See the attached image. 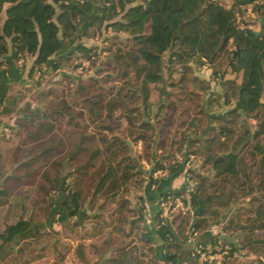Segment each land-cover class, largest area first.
I'll list each match as a JSON object with an SVG mask.
<instances>
[{
	"label": "trees",
	"instance_id": "16d2710c",
	"mask_svg": "<svg viewBox=\"0 0 264 264\" xmlns=\"http://www.w3.org/2000/svg\"><path fill=\"white\" fill-rule=\"evenodd\" d=\"M248 4L264 14V0H0V66L8 64L12 79L24 72L25 64L17 62L21 57H33L29 76L38 68L77 67L81 58L95 66L86 75L64 73L79 106L65 95L50 98V91L41 90L44 104L27 101L17 108L9 95L1 112L21 114L19 128L12 127L20 139L8 145L15 140L6 138L0 147V179L5 182L0 194L12 177H19L41 194L33 203L51 208L58 203L60 221L79 214L91 196L100 197V207L115 204V228L124 229L126 221L132 229L140 227L139 218L130 219L129 212L138 208L127 192L134 183L143 185L144 173L150 185H158L156 169L169 168L170 176L183 170L182 161L160 159L148 170L141 160H151L152 148L173 135L179 149L188 144L186 158L202 157L213 175L162 191V197L188 194L191 205L186 215L176 212L167 219L161 210L155 215L166 249L164 264L176 260L190 227L203 229L206 216H217L213 209L227 205L226 200L234 203L222 231L238 239L228 243L229 258L239 250L254 256L247 264H264V31L238 22ZM97 35L108 42L100 46L108 55L99 65L98 45L82 41ZM206 61L211 77L200 71ZM156 83L163 84V99L154 107L151 84ZM8 89L2 80L0 102ZM178 110L184 116L170 127ZM198 114L204 124L197 122ZM139 141L143 154L134 149ZM66 164L71 170L65 176L74 175L70 190L61 174ZM49 189L59 191V201L48 196ZM30 226V219L19 218L1 237L12 240ZM219 241L218 233L211 235L210 242ZM138 249L132 259L141 264ZM186 264L199 260L192 256Z\"/></svg>",
	"mask_w": 264,
	"mask_h": 264
},
{
	"label": "crops",
	"instance_id": "0c3cea01",
	"mask_svg": "<svg viewBox=\"0 0 264 264\" xmlns=\"http://www.w3.org/2000/svg\"><path fill=\"white\" fill-rule=\"evenodd\" d=\"M250 6L253 8L251 4L246 5V8L249 9ZM8 68L6 62L0 66V82L3 80L9 84L11 80L13 81ZM202 75L205 74L202 73ZM6 123V119L0 114V137L2 136V138L5 134L2 127ZM1 145L2 143H0V147ZM147 164L149 163L147 162ZM169 174L171 173H160L156 177L161 178L156 187L150 185V180L144 174L143 187L139 191V194H142L139 202L143 207L140 209L139 204L136 203L137 200L132 198V206H136L138 212L130 214L131 220L140 219L141 226L132 229L130 224H124L126 234H121L118 227L110 229L108 232H100L99 225L94 235L88 230L89 224H81L82 222H76L78 219H73L76 216H83L82 210L79 214L60 221L56 210L57 202L52 207L50 214L48 210L45 211V208L43 209L39 205L37 208H31L28 215V199H32V196H27L24 192H13V189L11 190L8 186V181L7 187L4 188L6 192L0 194V243H3L0 246V263L136 264L132 257L135 256L136 250L139 248L138 252L142 253L140 257L143 259L141 264H164L166 249L163 240L157 233L155 215L160 208L159 199L162 191L180 187L176 184V178ZM3 179H0V189H3L5 183ZM18 203L21 205L20 207ZM28 206L33 207V205ZM38 211L39 213H37ZM22 217L30 219L31 226L12 240H3L1 234L6 231L8 225ZM210 230L213 228L200 229L193 240H188L187 237L181 239L177 258L173 264L188 263L189 259L194 256L192 252L197 245L209 244L211 235L221 231L220 229L213 232ZM113 257L115 258L112 259Z\"/></svg>",
	"mask_w": 264,
	"mask_h": 264
},
{
	"label": "rangeland",
	"instance_id": "374dc122",
	"mask_svg": "<svg viewBox=\"0 0 264 264\" xmlns=\"http://www.w3.org/2000/svg\"><path fill=\"white\" fill-rule=\"evenodd\" d=\"M226 4H229L231 0H222ZM251 8H246V6H243L241 11L237 15V20L240 24L242 25H248L252 27L253 29L259 30L261 26V17L262 13L259 11L254 10L252 6ZM108 33H112L111 29H109ZM126 32H122V36H125ZM104 35H97L96 37H87L83 38L82 41L86 42L87 44L91 45L96 43L98 45L100 54L97 56V61L96 65H99V63H102L103 59L107 58V51L106 49L100 50V46L107 44V41L103 40ZM74 45V44H73ZM73 48V46H71ZM68 46L65 47V50H67ZM69 49V48H68ZM82 62L79 66L73 67V65H67L64 68H61L60 70H51L47 67H44L43 69L38 68L33 76H29V69L31 67L33 57L28 56V57H21L17 62L21 64H25L24 72L20 76H17L16 79L11 80L9 83V89L7 93L5 94L4 98H2V101L0 102V110L5 104V102H10L9 101V95L10 97H14L17 100V108L23 106L27 101H30L32 105L37 106L38 104H44L42 100L39 97L38 92L41 90H44L46 92H51V95L49 97L54 98V97H61V96H66L69 101L74 104L79 106L80 104L77 102L76 98L73 97V90H71L70 85L68 84L69 79L64 78V73H73L74 75H86L87 73H94L95 72V66H89L90 61L89 59L81 58ZM80 61V59H79ZM212 67L209 62L206 61L201 66L200 71L204 73L205 75H208L211 77L212 73ZM229 76H234V74H229ZM241 75L238 76V79L240 80ZM214 82V81H213ZM212 82V84H213ZM162 83H156V84H151V102L154 104V107L163 99V94H162ZM217 88H220V86H217ZM261 99L264 100V94L262 95ZM16 108V107H15ZM181 109V108H180ZM179 109V110H180ZM177 112L178 118L173 121H169V124L171 125L170 127H174L176 125V122L180 119V117H183L184 114L181 113V111ZM180 112V113H179ZM4 119H6L7 123L2 127L3 131L5 132L3 138L2 136L0 139L2 142L6 138H14L15 141L10 142L8 145H12L14 142H18L20 139V136L16 130H13V126L15 128H19V125L17 124V117H19L21 114H19L16 109H14L13 112L11 113H0ZM193 116V115H192ZM200 124H204V117L201 114H198L194 116ZM195 120V119H194ZM93 129V127H92ZM184 128L178 133L179 135L182 133ZM158 135L156 134L155 137ZM164 136V135H163ZM164 142L166 141L165 145H157L155 150L152 148V154H151V160L147 159L146 157H143L142 163L145 165V167L149 169L153 168L156 166L157 162L161 160L167 161L166 163H172L176 161H182L184 162V168L182 171L177 173V175H172V177L176 178V184L180 185L179 188L184 187V185L187 184V181L192 182L191 178H196L200 179L198 175H213V171L211 167L205 165L203 163V159L200 156H197L195 154H190L187 158V145L185 144L182 149L178 148V143L173 144V135L169 136L168 140L165 138ZM176 139V138H175ZM0 141V143H2ZM134 149L137 153H144V143L142 141H139L138 143L134 144ZM68 157L64 158V163H67ZM147 162L149 164H147ZM10 169L13 167V162H9ZM161 169L160 173L167 172L170 173L169 168H159ZM68 170H71V166L69 164H66L61 169V174L62 178H65L66 180V185L67 188L70 190L73 185H74V175H69L65 176ZM145 175H149V173H144ZM170 175V174H169ZM149 179V177H147ZM188 182V183H189ZM69 184V185H68ZM86 185V184H85ZM153 186H157L156 183L155 185L152 183ZM8 186H10V189H13V192H24L27 194V196H32V199H28L27 204V209L28 210V215L31 211V208H37L39 205V202L33 203V201H37L41 198V194H36V189L35 185H28L23 182L22 179L19 177H15L9 180ZM7 187V184L5 188ZM143 185L139 184H132L130 187V190L127 192L131 196V198L136 199L139 201L140 199L137 197L139 195V191L142 189ZM48 196L51 198H55V201H59V191L54 190V189H49L47 192ZM138 199H137V198ZM30 200V201H29ZM100 197H98L95 200H91V196H88L85 201L83 202L82 205V211H83V216H76L73 219H78L76 222H82L81 224H89L90 227L88 228L89 232L96 234L97 231V226L100 225V232H108L110 229H114L115 227L112 225L113 222L111 221L114 219L113 210L115 207V204L113 202H110L109 204H105L103 207H100ZM31 202V203H30ZM227 205H217L213 210L219 211V214L217 216H212L208 214L206 216L207 222H209L207 225L203 226V229H208V228H213V230H210L213 232L214 230L217 231L220 229L222 231V226L223 223H225L228 218H229V213L231 206L233 205L234 202L229 203L228 200H226ZM19 205V203H18ZM28 205H33L28 206ZM44 206H41V208H45L44 210L47 211L50 214L52 211L51 207H47L46 202L43 204ZM21 205H19L20 207ZM191 210L190 209L185 213L184 215L188 214ZM39 213V211L37 212ZM131 212H129L130 214ZM83 217V218H82ZM79 219H81L79 221ZM115 220V219H114ZM125 224H128L126 221ZM112 231V230H111ZM121 234H125L126 230L120 229ZM217 233V232H216ZM260 234H264V230H260ZM125 242L128 240H124ZM30 256L32 255L31 253L29 254ZM254 256L248 252L244 251H239L237 250L236 253H234L228 260L227 264H247L250 262Z\"/></svg>",
	"mask_w": 264,
	"mask_h": 264
},
{
	"label": "built area",
	"instance_id": "2783aa9c",
	"mask_svg": "<svg viewBox=\"0 0 264 264\" xmlns=\"http://www.w3.org/2000/svg\"><path fill=\"white\" fill-rule=\"evenodd\" d=\"M161 169H156L154 171V176L158 177ZM155 185V183H153ZM185 197H189L188 194ZM184 196L169 194L167 197H160L159 199V210H161V215L167 219H171L173 214L176 212H181L182 214L187 213L190 209V203L185 200ZM220 231L217 232L220 234ZM199 233V230L194 226H191L187 232L186 237L188 240H193L194 237ZM230 253V244L228 242H222L220 239L219 242L213 244H200L197 245L192 252V254L199 260L200 264H224V262L229 258ZM3 264V263H0Z\"/></svg>",
	"mask_w": 264,
	"mask_h": 264
},
{
	"label": "water",
	"instance_id": "95a60500",
	"mask_svg": "<svg viewBox=\"0 0 264 264\" xmlns=\"http://www.w3.org/2000/svg\"><path fill=\"white\" fill-rule=\"evenodd\" d=\"M261 31H264V14L261 17V26H260V29L259 30H256L255 29V32L256 33H259ZM237 52H238V50H237ZM198 72H200V71H198ZM241 111L244 113V110L243 109H241ZM243 116L244 115H242V118H243ZM219 237L222 240V242L227 241L228 243H232V242L236 243L237 240H238L236 235H234L232 233H229V232H221L219 234Z\"/></svg>",
	"mask_w": 264,
	"mask_h": 264
}]
</instances>
